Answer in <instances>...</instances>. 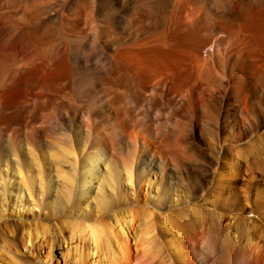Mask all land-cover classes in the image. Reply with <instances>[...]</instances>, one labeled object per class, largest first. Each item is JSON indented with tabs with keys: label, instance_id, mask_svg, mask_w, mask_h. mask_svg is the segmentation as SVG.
Returning a JSON list of instances; mask_svg holds the SVG:
<instances>
[{
	"label": "bare ground",
	"instance_id": "6f19581e",
	"mask_svg": "<svg viewBox=\"0 0 264 264\" xmlns=\"http://www.w3.org/2000/svg\"><path fill=\"white\" fill-rule=\"evenodd\" d=\"M52 6L46 9L72 13L46 15L18 35L0 31V88L10 65L24 71L4 99L19 97L24 119L13 131L23 133L29 158L19 157L0 126V142L10 145L11 154L0 158V264L26 259L46 264L54 254L64 264H154L153 257L138 259L150 250L160 263L172 264L160 238L180 242L178 222L171 214L141 207L143 188L146 203L159 211L210 198L215 206L209 209L217 203L222 208L237 200L236 182L248 173L251 156L264 151L262 121L253 140L240 145L245 138L230 129V106L227 123L221 124L203 99L206 88L216 94L247 84L258 68L246 64L245 55L236 65L226 55L218 58L220 46L232 45L233 39L246 45L238 37L244 25L226 16L217 22L205 5L190 2ZM87 9L90 15L79 18ZM117 9L122 15L107 20L96 14ZM249 19L246 28L262 35L264 21ZM197 127L207 136L209 173L187 166L204 165L196 152ZM232 148L238 160L228 158ZM242 197L248 200L247 190ZM120 208L126 209L117 212ZM135 215L145 226L141 240ZM233 219L215 220L212 237L221 248L229 245ZM260 234L264 239V229Z\"/></svg>",
	"mask_w": 264,
	"mask_h": 264
},
{
	"label": "rangeland",
	"instance_id": "374dc122",
	"mask_svg": "<svg viewBox=\"0 0 264 264\" xmlns=\"http://www.w3.org/2000/svg\"><path fill=\"white\" fill-rule=\"evenodd\" d=\"M160 2L162 4H169V5H172L175 3L177 4L180 2L181 3L182 2L196 3L199 5H203V6L205 5V9L207 8L206 10L208 11L207 14L210 13L212 15L211 17H213L215 21L220 22L223 20V16H226L227 18L231 17L233 23L234 21L235 22L241 21L243 25L245 26L241 28V30L242 31L244 30V31L238 34V37L245 38V40H247L246 45L239 44V42H235L236 40L233 41L234 40L233 39L231 42L232 45L229 43L230 47L228 46V47L221 48L220 46L219 48L220 50L218 49L219 51L217 52L218 58L220 57L223 58L224 55H226L230 57L232 62H234L236 65L239 61L243 59L242 56L245 55L248 57L246 58L245 63L251 66L258 67V68L251 73V76H249L250 80L249 82H247V84L245 83L246 85L243 83L242 84L240 83V86L235 85L234 87L236 88H233L232 90H228V89H226L227 91L221 90L219 93H216V94L211 91L209 92L206 88L203 91V99L206 100V106L210 107L212 111L216 112L218 116V120L220 121L221 124L227 123L226 116H227L228 108L230 106L231 110L229 109L230 110L229 115L232 119L230 129L233 131L235 136L239 137L242 135L245 138L244 140L240 142V145L243 143L244 145L245 143L246 144L249 143L250 139L253 140L254 138L253 134L257 132V123L259 121H262L264 124V34H263L264 27H262V30H263L262 35H257L258 33L255 32L257 30L251 29L254 33L251 32L249 27L246 28L247 25L245 23L248 21L249 18H252V16L256 18H261L262 21H264L262 17L264 16V0H221V1L219 0H164V1L163 0H54V1L53 0H0V10H1L0 11V31H3V33L11 32L10 34L15 32L14 34L18 35L20 33L19 29H23V26L25 27H28L31 25L34 26L35 24H37L36 22L38 20L46 17V15H50L51 17H57V18H69L72 12L70 13V12H66L63 10L53 9V11L55 12L54 13L53 11H49L46 9L48 5L49 6L53 5L52 7H54L55 4L57 3H70V4H78V3H86V4L93 3L94 4L95 3L99 5L100 4H104V5L111 4L113 7L116 6L115 8H119L123 4L133 5V4H138V3H160ZM1 7H4L2 8L3 10L1 9ZM87 12H88V15H90L91 11L89 9H87L86 11L81 10L79 18H82V19L87 18L88 17ZM123 12L124 11L120 9H117L115 11H111V10L103 11L102 10L101 12L100 11L96 12V14L102 15L99 18L103 17V19L106 18L107 20L112 15H114L115 17H119V15H122ZM129 14L133 15V12H130ZM262 25L264 26V22L262 23ZM253 26L255 27L256 24H254ZM12 28L14 30L15 29L17 30L13 31ZM217 30L219 32L220 30L225 31L222 28H216L215 31L218 32ZM117 31L120 32L122 30L118 28ZM226 51H227V54H226ZM13 65L14 64L10 65L9 67L10 68L9 71H11L12 69L11 73L9 72V75H8L9 79L7 77L6 80L3 82L4 83L3 86H1L0 88V95H1L0 105L1 106L4 105L3 107H5L3 111L4 113H2V115L4 114L5 115H4V118L2 119L0 118V126L2 129L5 128L3 129V131L6 132L5 133L6 135L3 134L2 137L6 139V141L7 140H10V142L13 141L19 157L23 161L27 162L29 160L28 148L26 150V147L24 145L23 133L18 132L17 134H14V131H13L17 129L18 127L17 125L19 124V121L21 122V120L23 121L24 119V115L23 113H21L19 109V103H20L19 102L20 100H18L19 97L17 98V100L16 99L12 100L11 98H8L6 95V99H4L5 93L8 91L9 88L15 85L14 83H16V80L21 76L20 73L21 74L24 73L22 69H18L20 68L18 67V65L16 68L17 71H15L14 69L15 65L14 66ZM238 66L239 65H237V67ZM15 77L17 79H15ZM18 81L19 79L17 80V82ZM237 88L239 90H237ZM234 93L235 95H233ZM6 108L8 110H5ZM216 110L220 113H218ZM196 130H197L195 134V143L197 147L196 152L198 153L199 156H201L202 159H204L202 160V162H204V165L197 166L196 164L192 163L190 165L187 164V166L189 167V169L191 168L190 171H193L195 173H200V172L209 173L210 167L207 166L206 163L211 162L212 158L210 155V150H208L207 148V143H206L207 136L200 134V131H199L200 129L198 127L196 128ZM263 133H264V130H263ZM8 136L10 137L13 136L14 138H9ZM202 136H204V138ZM6 141L0 142V158H3L4 156H6L5 159H8L11 157V154L9 152L10 145H8ZM228 158H231V159L233 158L235 160H238L240 158L239 152L235 150L234 148H232L229 151ZM259 161L262 163H260ZM247 164H248V167L250 166L248 173L246 174L243 172L244 178L239 179L236 182V193L238 194L237 200L232 201L230 205L228 206H222V208H219L220 204L217 203L216 209H213V210L209 209V206L211 208L212 204H214L215 206L214 201H212V199L210 198L209 200L207 199L206 201L207 203L204 202V200L200 199L198 200V202H195L193 205H191V207H196L199 204L204 203V205L201 206L202 208L199 209L198 207H196L197 209L193 211L190 210L191 209L190 206H187L184 204H180L179 206L172 207L171 209H168V210L159 211L156 208H153V206L151 207L150 205H148V203H146L147 202L146 198H144V190H146V188L145 187L143 188L144 189L143 193H141L139 197L140 202H142L140 203L141 207H144V208L147 207L149 209H153L152 211L156 213L155 215H157L158 212H163L164 214L168 213L169 215L171 214V217L173 218L175 217V219L178 222L177 225H178L179 232L181 230V233H180L181 235H178L179 238L181 239L180 242H175L172 245L171 243L168 242L169 236L167 238H162V239L160 238L162 242V247L166 251L168 258L171 259V260L170 259L168 260L172 264L173 263L174 264L175 263L176 264H264V239L262 238L260 234L261 230L264 229V214H263L264 213V207H263L264 206V192H263L264 191V151H262L258 155L251 156ZM199 169H200V172H199ZM194 170H197V172ZM254 185L256 186L254 187ZM244 190L248 191V196H249L248 200H244L242 197ZM257 192H259L258 196L256 194ZM258 199L261 201L262 205L260 204V201ZM206 206H208V208H205ZM240 207H244L245 211H240ZM125 209L126 208H120L117 210V212L124 211ZM34 212H37V210L36 211L34 210ZM149 212L152 213L151 211ZM254 212L255 213L257 212V213L255 214ZM136 214L138 215V213ZM142 214L143 213H140L138 216L139 217L143 216ZM241 214L245 216L242 219L240 218ZM137 215H135L134 217L136 218L135 221L138 223V227L136 228V231L138 232L139 238L141 240L143 238H146V236L144 235L145 226L143 223L140 222L139 217ZM153 216L154 215H152V217ZM218 216H223L225 218H232L234 216L235 218L233 219L234 220L233 224L229 226V229H228L229 245L224 248H221L220 245L214 242V239H216L217 237H212V232L213 230L216 229L215 220ZM166 225L168 226V228H171V230H174L169 224H166ZM150 248L151 246L148 248V251ZM177 250H179V252ZM163 256H165V253L162 255V257ZM151 257H153L152 263L163 264V263H160V261L158 260L159 255L156 254L155 251L151 252L150 250L148 253L145 252L144 254L141 251V253L138 255V259L151 258ZM45 262H46V259L42 257L40 260V263H45ZM23 263L24 264H38L35 260H31V259H28V260L26 259V261H23L20 264H23ZM46 264H64V259L61 256L54 254V258L50 260L49 262H47Z\"/></svg>",
	"mask_w": 264,
	"mask_h": 264
}]
</instances>
